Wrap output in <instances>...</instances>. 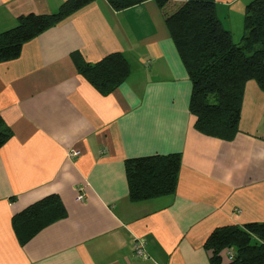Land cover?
Instances as JSON below:
<instances>
[{
  "label": "crops",
  "instance_id": "obj_1",
  "mask_svg": "<svg viewBox=\"0 0 264 264\" xmlns=\"http://www.w3.org/2000/svg\"><path fill=\"white\" fill-rule=\"evenodd\" d=\"M64 1L0 0V32ZM251 1L216 0L232 35ZM75 52L90 63L120 52L130 74L102 94ZM191 92L154 0L121 11L95 0L1 62L0 116L12 136L0 148V264H211L204 244L214 229L264 222V92L247 82L232 140L197 131ZM72 148L79 157H68ZM171 153L181 155L174 193L131 201L126 160ZM51 193L66 217L21 245L13 215ZM140 238L145 257L134 251Z\"/></svg>",
  "mask_w": 264,
  "mask_h": 264
},
{
  "label": "trees",
  "instance_id": "obj_2",
  "mask_svg": "<svg viewBox=\"0 0 264 264\" xmlns=\"http://www.w3.org/2000/svg\"><path fill=\"white\" fill-rule=\"evenodd\" d=\"M95 0H65L57 12L22 15L16 26L0 32V63L21 55L23 45L57 25ZM116 11L148 0H107ZM186 67L192 83L190 111L201 134L232 140L239 132L245 87L255 80L264 92V0H252L244 14L241 44L233 41L216 11V0H154ZM72 59L99 92L108 94L130 74V65L120 52H112L96 63L78 52ZM12 131L0 116V148ZM181 155H148L129 158L125 169L131 201L140 202L174 193ZM67 210L57 193L33 202L12 217L21 245L40 231L66 217ZM211 264H264V222L214 229L204 244ZM234 249L229 259L226 252Z\"/></svg>",
  "mask_w": 264,
  "mask_h": 264
},
{
  "label": "built area",
  "instance_id": "obj_3",
  "mask_svg": "<svg viewBox=\"0 0 264 264\" xmlns=\"http://www.w3.org/2000/svg\"><path fill=\"white\" fill-rule=\"evenodd\" d=\"M81 154L80 150L78 149H70L67 153L68 157L70 159H74L79 157ZM85 198V195L83 194V192H79L77 195V200L78 201H83ZM134 251L135 254L139 257H145L146 256V252H145V240L140 238L138 240L135 241L134 244ZM227 256L229 259H232L234 256V249L233 248H229L226 252Z\"/></svg>",
  "mask_w": 264,
  "mask_h": 264
},
{
  "label": "rangeland",
  "instance_id": "obj_4",
  "mask_svg": "<svg viewBox=\"0 0 264 264\" xmlns=\"http://www.w3.org/2000/svg\"><path fill=\"white\" fill-rule=\"evenodd\" d=\"M242 26H240V28H236V27H234L233 28V35H232V37H233V41L236 43V44H241V42H242V36H243V31H244V26H243V28H241ZM243 33V34H242ZM254 82H256L255 80H253Z\"/></svg>",
  "mask_w": 264,
  "mask_h": 264
}]
</instances>
